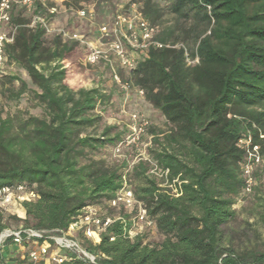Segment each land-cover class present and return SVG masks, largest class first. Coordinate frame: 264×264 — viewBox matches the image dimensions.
Returning <instances> with one entry per match:
<instances>
[{"label": "trees", "instance_id": "obj_1", "mask_svg": "<svg viewBox=\"0 0 264 264\" xmlns=\"http://www.w3.org/2000/svg\"><path fill=\"white\" fill-rule=\"evenodd\" d=\"M91 1L96 0H65L63 5L77 11ZM133 3L159 28L156 41L177 46L151 48L122 78L143 91L169 126L164 134L150 131L156 146L151 162L166 172L165 178H151L145 162L126 172L124 163L110 166L92 156L123 139L110 127L98 136L84 134L99 124L96 111L110 95L101 87L68 84L71 67L80 68L78 43L59 35L47 42L44 27L31 25L34 17L47 21L51 5L42 1L29 12L15 6L14 41L4 53L26 80L7 75L0 80L17 83L8 100L25 95L30 108L0 116V188L23 185L37 198L21 203L20 218L0 211V233L5 228L47 236L64 232L85 208L107 206L123 176L129 186L134 177L139 185L130 188L160 240L129 238L131 217L120 213L122 222L102 232L99 243L79 236V246L94 263L61 252L67 255L65 264H264V246L236 249L223 231L243 200V153L237 140L249 132L264 156L259 138L264 135V0H116V7ZM166 14L174 17L175 26H162ZM186 55L196 57V64L188 65ZM258 200L255 216L264 228V200ZM0 259L1 264H45L20 257L18 248L5 255L1 251Z\"/></svg>", "mask_w": 264, "mask_h": 264}, {"label": "built area", "instance_id": "obj_2", "mask_svg": "<svg viewBox=\"0 0 264 264\" xmlns=\"http://www.w3.org/2000/svg\"><path fill=\"white\" fill-rule=\"evenodd\" d=\"M97 1L83 4L80 9L74 12L76 17L91 22L94 19ZM41 2L42 0H0V78L5 75V66L7 64L4 53L5 47L14 41L16 29L10 23L13 8L16 6L29 12L36 3ZM55 12L56 10L51 8L48 10V15L51 16ZM34 23H40L44 27L47 36L59 35L63 41L78 43L82 52L79 64L82 67L105 65L109 69L112 81L124 92H127L130 86L122 82L117 69L125 72L134 69L137 61L141 58H146L151 48L177 47L169 43L162 44L156 41L159 28L150 25L143 18L136 3L129 5L127 9L122 5L116 7L110 17V21L99 25L95 35L92 37L78 31H66L60 28L51 29L46 19L42 17H34L31 25ZM5 27H8V31H5ZM186 62L192 66L196 64L197 58H190L186 55ZM136 93L140 97L144 96L143 91L138 88ZM132 119L135 124L131 132L113 147L115 155H120L125 147L136 145L148 126L147 122L141 117L133 116ZM259 138L264 139V135H259ZM236 147L243 153L240 162L242 180L240 197L244 199L252 196L258 187L256 174L264 171V156L260 154V146L253 142L249 132L240 136ZM141 160L151 165L150 174L159 179L165 178L166 172L162 173L151 160L142 157V159H137L136 163ZM130 169V166H128L126 172ZM173 192L175 191L173 190ZM36 198L35 193L28 191L23 185L2 187L0 188V209L3 211L7 206L12 205L16 210L14 211L15 216L20 218L18 210L21 209V203L32 202ZM241 201L240 199L237 203L239 204ZM107 207L131 217V227L128 231L129 238L138 236V232L134 231L138 225H143L145 228H153V223L147 217L144 204L136 200L125 176L122 177L120 190L107 203ZM115 221L122 222L121 214L115 217L103 216L99 213L97 207H87L80 216L69 224L66 231L52 236L30 229L5 228L0 233V252L5 244L9 242L18 249L19 247L20 249L27 247L24 253L31 262L43 259L45 264L49 261L53 264H65L68 258L67 255L61 254V252H67L94 263V257L81 249L73 235L78 233L89 243L95 245L99 243L100 234ZM38 241L41 242L39 243Z\"/></svg>", "mask_w": 264, "mask_h": 264}, {"label": "rangeland", "instance_id": "obj_3", "mask_svg": "<svg viewBox=\"0 0 264 264\" xmlns=\"http://www.w3.org/2000/svg\"><path fill=\"white\" fill-rule=\"evenodd\" d=\"M46 6L51 5L56 12L53 15H49L47 23L51 29L62 28L66 31L75 29L76 31L86 34L92 37L96 33V29L102 23L110 21V17L116 7V0H98L96 4L94 19L89 22L86 20L78 19L75 15L74 10H67L63 5L65 0H42ZM86 4V3H85ZM121 6V5H120ZM108 7L112 8L113 11L109 12L106 10ZM102 11L104 14L102 15ZM106 13H108L106 15ZM164 27L175 26V19L173 16L166 14L161 22ZM5 31H8V27H5ZM53 35H48L46 41L49 42ZM80 49V48H79ZM81 51V50H80ZM82 57V52L81 56ZM78 60V64H79ZM80 65V64H79ZM103 64H99L94 67H82L80 68L71 67L70 75L67 77V82L69 85L74 87V89H90L93 87H101L106 94L110 95V99L102 109H98L96 113L100 115L101 120L99 124L93 128H89L84 131V134L91 136H98L105 127H110L111 134L116 132L123 133V137L127 136L135 122L132 117L137 116L143 118L147 122V128L145 132L140 137L138 143L134 146L125 147L122 149L120 155L114 154V145L106 146L98 153H94L92 156L95 159H102L107 165H118L124 163L126 167L130 166L132 168L137 163V159L142 157L151 160L153 157L152 153L156 150V146L153 145V136L150 131L160 135L161 133H166L169 129L165 119L150 105L148 104L144 97H140L136 93L135 87H130L127 92H124L117 86L111 79L109 69L106 70ZM123 79L127 77L125 71H118ZM5 75L16 76L23 80L26 77L23 76L22 71L18 69L16 65L7 63L5 66ZM18 84L9 85L6 80H0V116L5 117L8 114H13L16 110H28L30 104L27 101V96L21 97L19 101L11 102L7 98L8 91H16ZM31 113L35 114L36 111L29 110ZM139 162H143L142 160ZM146 163V162H145ZM132 166V167H131ZM147 174L151 178H157L156 176L150 174L151 165L146 163ZM130 187L135 189L139 185V181L132 177L130 179ZM129 185V184H128ZM258 191L252 196L244 198L235 207V217L228 223L223 231L226 237H230L231 241L236 249H240L244 246H264V228L259 222H257L255 211L256 206L260 204L258 199L264 200V171L260 173L258 180ZM99 213L103 216H117L120 213L118 211L107 209V206L101 205L97 207ZM2 211V209H0ZM15 208L9 205L3 210L5 216H15ZM17 217V216H16ZM138 235L144 237L145 242H157L160 240V236L157 234L154 228H145L143 225H138L135 230ZM80 234L73 235V238L78 243H81L79 239ZM27 248L18 249V255H25ZM60 250V249H59ZM8 252H16V246L8 243L2 249V253L5 255ZM24 253V254H23ZM9 264V263H7ZM47 264H53L48 262Z\"/></svg>", "mask_w": 264, "mask_h": 264}, {"label": "crops", "instance_id": "obj_4", "mask_svg": "<svg viewBox=\"0 0 264 264\" xmlns=\"http://www.w3.org/2000/svg\"><path fill=\"white\" fill-rule=\"evenodd\" d=\"M62 29V28H61ZM69 31H76L75 29L69 30Z\"/></svg>", "mask_w": 264, "mask_h": 264}, {"label": "bare ground", "instance_id": "obj_5", "mask_svg": "<svg viewBox=\"0 0 264 264\" xmlns=\"http://www.w3.org/2000/svg\"><path fill=\"white\" fill-rule=\"evenodd\" d=\"M20 210V209H19ZM19 210H18V213H19Z\"/></svg>", "mask_w": 264, "mask_h": 264}]
</instances>
